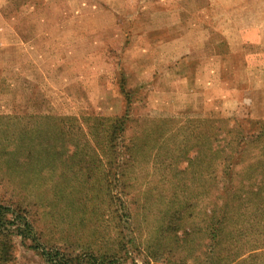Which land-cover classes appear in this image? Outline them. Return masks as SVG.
I'll return each mask as SVG.
<instances>
[{"label":"rangeland","instance_id":"rangeland-1","mask_svg":"<svg viewBox=\"0 0 264 264\" xmlns=\"http://www.w3.org/2000/svg\"><path fill=\"white\" fill-rule=\"evenodd\" d=\"M214 121L264 127V0H0V264H264V136Z\"/></svg>","mask_w":264,"mask_h":264},{"label":"trees","instance_id":"trees-1","mask_svg":"<svg viewBox=\"0 0 264 264\" xmlns=\"http://www.w3.org/2000/svg\"><path fill=\"white\" fill-rule=\"evenodd\" d=\"M121 92L123 93L125 99H126V112H125V115H123L122 117H119V118H113L116 122H113L112 119L110 118H106L105 120L106 121H110V123L112 122L111 126L106 127L105 130L103 131H98V129L94 128V127H91L90 130L92 132V136L93 137H96L98 135H96L97 133H102L103 136L105 138H107L106 136L109 135V137H111L112 135L115 134L116 132V139H117V135H121L122 133H124V125L127 121L126 118H128V110L130 108V97H129V92H127L125 90V88H122ZM129 97V98H128ZM95 120H98V119H95ZM118 122V123H117ZM256 125L254 126L253 130L254 131H251L249 132V130H247L242 124H238L239 127H236V129L238 130L237 134H236V137L232 138V139H223L218 130H217V126L215 125V121L214 122H210L207 126L210 127L211 131L210 132H206V131H203V129H201L199 131V135H198V143L200 142L201 143V146L203 145L202 144V139L203 140H206V145L207 147L205 148L204 151H202V153H198V158L200 156L203 155V158L205 160H209L210 163H212L213 161H220L221 158L223 159L226 155L227 152V149H233V146H234V142H238L237 143V146H238V149H237V153H239V149L241 147H244L245 149L249 147H260L259 146V142L258 140H261L262 141V137L264 136V127H262L261 125H258L259 123H261V121H255ZM206 126V127H207ZM214 126V127H213ZM212 129H215V132H212ZM219 129H223L221 127H219ZM231 132L232 130L229 129ZM70 133V130L69 128L66 129V134H69ZM108 134V135H107ZM110 143V142H109ZM258 145V146H257ZM105 147H103L104 149ZM116 149L117 147L115 145H111V146H107L106 148V151H111V156L113 155V152H116ZM235 150V146H234V149L231 150V151H234ZM262 152V150H260ZM241 153V151H240ZM263 153V152H262ZM261 156V154H259ZM110 156V157H111ZM110 157L108 158V156H106V152L104 151L103 152V157L100 159L102 162L105 161V160H109ZM233 161L236 160V156L232 155L231 156ZM225 160L226 162L228 161V159H223ZM222 161V160H221ZM190 163H193L192 161H189ZM109 164H110V160H109ZM258 166H248V169L251 171V172H255L257 170ZM259 171V172H258ZM257 173H262L261 175L264 176V171L262 170H258ZM262 182H264V177L262 178L261 180ZM231 187L228 188V190L225 192V198L227 201H230L232 199H234L236 196V190L234 189V187H232L233 185H230ZM264 189V187H263ZM263 193L262 189L259 187V189L257 190L256 194L257 193ZM256 194H255V198H256ZM254 198V199H255ZM258 200V198H256ZM261 199L264 200V193L261 194ZM261 200V202H262ZM227 202H225L222 206H220V210L219 212L222 213V216H218L215 220V225L210 228L209 230H207L208 232L206 233V239L211 242L212 244L215 242V243H220L221 239L223 238L224 236V229H223V221L225 220V211L227 210ZM7 211V208H4V206H1L0 205V234L2 235V239L4 238H7V233L6 232V229H5V226L8 225V224H11V222H7V224L5 223L4 219L1 221L4 213ZM217 213V212H216ZM215 213H213L214 215ZM254 215V213H251ZM260 217H262V214H260ZM18 226H16V233L21 235L22 237H25V233L28 232L30 230V225L28 223V221L25 220V216L23 214H21V216H18ZM4 227V228H2ZM0 245L2 244V242H6V240H0ZM6 245H7V242H6ZM3 248L2 250L0 251V259L2 260V258L4 259V257L2 255L6 254L9 252V248L8 250H5L4 252V248H5V245H1ZM10 247V246H9ZM51 254H47V259L46 261L51 263V264H68L66 261L63 262L60 261V260H54L53 256H51ZM92 261L93 263L92 264H96V259L95 258H92ZM76 264H82L81 260H77ZM97 264H104L102 261L98 262Z\"/></svg>","mask_w":264,"mask_h":264}]
</instances>
